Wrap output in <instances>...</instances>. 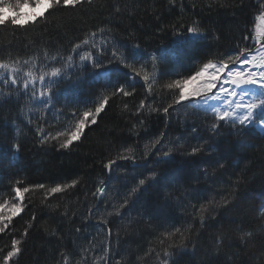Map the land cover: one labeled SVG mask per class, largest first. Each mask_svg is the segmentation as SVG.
Returning a JSON list of instances; mask_svg holds the SVG:
<instances>
[{
  "label": "trees",
  "instance_id": "obj_1",
  "mask_svg": "<svg viewBox=\"0 0 264 264\" xmlns=\"http://www.w3.org/2000/svg\"><path fill=\"white\" fill-rule=\"evenodd\" d=\"M257 7L258 0H243V4L240 0H176L173 5H169L168 0H92L90 5L77 6L75 11L54 12L49 16L47 27L40 24L29 26L27 30L13 29L11 25L0 27V59L11 55L26 60L38 55V67H44L48 63L44 60V51L50 56L57 53L66 56L73 43L86 33L102 28L107 34L105 38L117 45L137 43L147 52L164 49L170 56L176 52L179 62L163 64L160 70L174 69L186 74L206 59V53L232 51L241 42L242 35L254 29ZM194 19L199 20L205 30H210L208 39L199 43L188 42L179 52L180 46L174 43L172 27L187 25ZM242 28L246 31L241 32ZM100 35L98 33V42ZM252 35H255L254 31ZM209 44L213 47L209 48ZM90 79L85 72L84 82L74 85L72 81L76 80V75L70 73L67 80L54 86V91L61 95L53 100L54 107L50 109L21 97L17 93L21 85L0 82V151L5 153L0 157V198L12 199L11 185L16 180L22 187L40 183L46 186L26 194L28 207L23 218L13 220L12 227L16 231L0 234V260L10 250L13 237H19L34 214L38 230H30L18 264H61L62 254H66L69 264H106L107 261L108 264H163L167 243L162 245L160 240L162 233L171 229L172 224L182 230L188 229L185 232L188 239L184 242L187 251H178L176 245L180 240L173 237V247L168 251L174 254L168 264H204L205 261L207 264H223L225 260L232 264H264L260 259L264 254L255 251V244L244 246L239 241L240 229L250 230L245 228L247 224L259 230V224L253 225L252 222L264 216V201L260 195L264 192V132L257 130L254 136L237 137L230 136L226 128L221 130L215 143L228 158L221 161L223 168L205 165L210 174L206 183L212 189L207 198L192 200L181 181H175L174 186L162 191L160 185L150 182L149 172L137 175L136 166L131 161L118 160L120 167L114 165L109 177L103 163L118 153L133 155L140 163V156L150 151V140L161 131L167 132L170 146L181 138L178 146L181 152H186L197 142L191 127H197L198 132L206 129L212 116L188 105L173 114L172 126L166 129L161 114L136 115L140 101L146 100L145 88L137 83L133 97L110 100L98 126L87 128L83 139L70 149H58L51 141L40 146L38 126L45 132L54 133L74 124L73 109L82 111L85 105L69 101L77 98L81 102L90 100V94L102 88V83H89ZM9 95L13 98L5 100ZM158 106V103L152 105ZM209 134L200 132L205 139ZM13 136L21 143V150L16 154L7 152ZM238 141L247 144L241 146ZM128 148L133 152L128 153ZM13 155L15 163L12 162ZM174 155L175 161L164 167L169 175L175 176H182L183 172L190 170L187 160L195 163L206 159L201 156L182 160L180 152H174ZM74 179L80 183L73 189L58 194L47 192L56 183L67 184ZM139 179H145V185L132 192ZM99 187L105 188L104 194L94 196ZM234 195L241 200L237 210L229 214L235 222L218 224L223 208L211 212L209 201L219 204L222 199H232ZM125 197L129 203L123 206ZM133 202L140 209L139 215L136 211L128 212ZM192 205L209 207V212L203 213V225L197 218L200 213ZM118 212L124 218H119ZM177 216H183L184 220H176ZM86 217H91L89 226L83 227ZM104 220L109 221L107 226L103 225ZM107 227L112 228L111 237ZM77 228L81 231L77 232ZM217 240L231 244V247L217 246ZM106 248L108 259L104 260L101 257Z\"/></svg>",
  "mask_w": 264,
  "mask_h": 264
},
{
  "label": "snow or ice",
  "instance_id": "obj_2",
  "mask_svg": "<svg viewBox=\"0 0 264 264\" xmlns=\"http://www.w3.org/2000/svg\"><path fill=\"white\" fill-rule=\"evenodd\" d=\"M175 2L176 0H168L169 5H173ZM91 3L92 0H0V27L11 25L13 29L25 30L29 26L37 24L47 27L49 16L54 12L75 11L77 6L82 7ZM240 3L243 4V0H240ZM257 12L258 14L254 18V29L247 30L248 34L242 35L241 42L232 51L215 52L211 55L206 53V59L200 61L198 66L190 69L186 74L174 69L160 70L163 64L179 62L176 52L170 56L164 49L147 52L142 50L137 43L117 45L105 38L107 34L105 29L101 28L98 31L86 33L78 42L73 43L70 54L66 56H61L59 53L50 56L48 51H44V60L48 62L44 67H38L36 63L39 59L38 55H33L26 60L11 55L7 59H0V82L4 85H21L22 88H18L17 93L21 97H27L34 104L43 105L45 109L54 107L53 100L59 99L61 95L54 91V86L67 80L70 73L76 75V80L72 81L74 85L84 82L85 72L91 77L89 83H102L101 89L90 94L92 99L81 102L77 98L69 101L72 104L83 103L85 105L82 111L79 108L73 109L74 124L54 133L45 132L41 126L37 127L40 146L51 141L58 149L62 150L70 149L74 143H79L87 128L98 126L101 114L106 111L110 100L116 97H133L137 83L145 88L147 102L146 100L140 101L136 115L151 112L161 114L165 119L166 129H170L172 126L171 117L173 114L188 105L197 111H203L206 116L210 113L211 123L207 124L206 129H200V132L207 131L210 134L205 139L203 135H200L197 127H191V132L197 137V142L190 145L186 152H181L178 146L181 138L178 137L176 144L170 146L167 132L161 131L150 140V151H145L140 156V163H137L135 156L120 153L115 158H109L106 163H103V169L111 177L114 171L113 166L120 167L117 163L118 160L131 161L136 166L137 175L143 176L144 171L149 172L150 182L160 185L162 191L174 186L175 181H181L187 190V195L192 200H200L202 197L207 198V193L212 190L206 183L210 174L205 165L223 168L224 165L221 161L228 158L215 143V138L221 134V130L226 128L230 136L237 137L254 136L257 130L264 132V0H258ZM245 31V28L241 29V32ZM252 31L255 33L254 36ZM98 33L101 34L99 42ZM172 33L175 37L174 43L180 46L178 51L182 52L188 42L206 41L210 30H205L200 21L194 19L187 25L173 26ZM214 39L219 38L214 37ZM208 47L213 46L209 44ZM191 59L195 60V58ZM45 67L47 70H44ZM89 69L90 71H88ZM156 85L159 87L157 88ZM12 98L9 95L4 99L11 100ZM157 103L158 107H152ZM208 141H212V143H208ZM238 143L241 146L247 144L246 141H238ZM20 150L21 143L17 137L13 136L9 140L7 152L16 154ZM126 151L132 153L133 149L128 148ZM174 152H180L182 160L185 157L201 156L206 159L196 160L195 163L192 160H187L186 163L191 166L189 171L183 172L182 176L169 175L164 166L175 161ZM4 155L5 153L0 151V157ZM149 156L151 159L148 158ZM12 162L15 163L14 155ZM135 178L133 177V179ZM79 183L80 181L76 179L67 184L56 183L55 186L48 188L47 192L51 194L64 193L68 189L75 188ZM145 183V179H139L136 187L131 191L136 192ZM125 186L127 187V185ZM45 187L43 183L22 187L19 180L12 183V199L0 198V234L16 231L12 227L13 220L16 217L23 218L22 214L28 207V204L25 203L26 194L32 192L33 189H45ZM262 187H264V183H262ZM104 192L105 188L99 187L93 195L104 194ZM260 195L261 200L264 201V192H261ZM240 202V197L235 195L232 199H222L219 204H214L210 200L211 212H216L220 207L223 208L217 223H234L235 221L231 220L229 214L237 210ZM128 203L129 201L125 197L123 206ZM192 207L200 213L197 218L203 225L205 222L203 213L209 212V207L205 205H199L198 208L192 205ZM132 211H136L137 215L140 214V209L135 207V202H133V207L128 209L129 213ZM117 216L121 219L124 218L119 212ZM90 218H85L83 227L89 226ZM175 219L182 222L184 217L177 216ZM35 220L36 217L33 214L19 237H13L11 248L0 260V264H18L30 230H38L34 224ZM108 224V220L103 221L104 226ZM252 224H259V230L245 224V228H250V230L245 231L244 228H241L239 241L244 246L255 244V251L264 254V216L254 219ZM76 231L80 232L81 229L77 228ZM187 231V228L182 230L181 227L172 224L171 229H166L162 233L160 243L162 245L167 243V248L163 252V264H168L174 254L168 251V248L173 247V237H178L180 240V243L176 245L178 251H187L184 243L188 239L185 236ZM107 233L109 237L112 236L111 227H107ZM118 240L119 236L117 235ZM221 244L231 247V244L217 240V246ZM110 246L111 243H109ZM157 255L160 254L157 253ZM101 259H108L107 248ZM260 259L264 260V255ZM61 264H69L66 254L61 256ZM204 264H207V261ZM223 264H232V262L225 260Z\"/></svg>",
  "mask_w": 264,
  "mask_h": 264
},
{
  "label": "water",
  "instance_id": "obj_3",
  "mask_svg": "<svg viewBox=\"0 0 264 264\" xmlns=\"http://www.w3.org/2000/svg\"><path fill=\"white\" fill-rule=\"evenodd\" d=\"M106 264H108V261H107V263Z\"/></svg>",
  "mask_w": 264,
  "mask_h": 264
}]
</instances>
